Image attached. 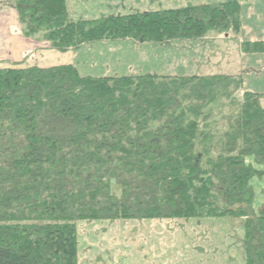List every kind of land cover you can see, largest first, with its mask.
Listing matches in <instances>:
<instances>
[{
	"label": "trees",
	"instance_id": "obj_1",
	"mask_svg": "<svg viewBox=\"0 0 264 264\" xmlns=\"http://www.w3.org/2000/svg\"><path fill=\"white\" fill-rule=\"evenodd\" d=\"M68 1L23 0L25 36L65 54L242 30L236 1L82 21L68 18ZM242 48L261 55L264 41ZM263 97L234 76L0 67V264H78L79 221L225 216L245 221L247 264H264L250 186L264 164Z\"/></svg>",
	"mask_w": 264,
	"mask_h": 264
},
{
	"label": "rangeland",
	"instance_id": "obj_2",
	"mask_svg": "<svg viewBox=\"0 0 264 264\" xmlns=\"http://www.w3.org/2000/svg\"><path fill=\"white\" fill-rule=\"evenodd\" d=\"M143 1L146 3L141 0H69L68 18L72 21L93 20L114 17L112 14H125L131 7L143 5L142 10H146L153 7L152 4L158 7L170 5L167 0ZM232 1L238 2L242 9V30L239 34L232 31L209 32L201 41H176L167 45L131 40L99 42L70 51L76 52L74 55L61 53L57 57L52 54L55 51L50 48V43L43 40L42 35L35 38L25 36L27 29L17 9L23 0H0V57L4 60L3 52L19 48L18 42L24 37L32 45L29 51H41H38L39 56L32 52L26 54V62L30 65L48 66L57 62L56 59L73 57L75 67L85 77L234 76L243 80L244 91L264 95V54H249L242 48L243 41H264V0ZM13 31L19 36L10 38ZM42 44L45 48H42ZM0 67L4 65L0 63ZM261 104L264 107V97ZM222 124L226 126L227 123ZM254 168L257 174L250 182L254 194L252 209L258 213L264 211V164H255ZM244 223L243 218L231 216L188 220L79 221L76 225L77 262L247 264ZM254 232L257 233V230ZM257 235L260 238V234Z\"/></svg>",
	"mask_w": 264,
	"mask_h": 264
},
{
	"label": "crops",
	"instance_id": "obj_3",
	"mask_svg": "<svg viewBox=\"0 0 264 264\" xmlns=\"http://www.w3.org/2000/svg\"><path fill=\"white\" fill-rule=\"evenodd\" d=\"M136 1V0H135ZM139 1V0H137ZM229 1H232V0H167L168 3H170V5H165V6H162L160 5V7H158L157 5H154L152 4L153 7H150L146 10H142V7H131L129 8V11L125 14H112V16H126V15H131V14H140V13H148V12H153V11H158V10H172V9H181V8H186V7H190V6H203V5H206V4H215V5H220V4H223V3H226V2H229ZM69 2V1H68ZM142 3H146L145 1L141 0ZM211 2H214V3H211ZM149 3V2H148ZM151 4V3H149ZM70 7V5H69ZM69 7H68V10H69ZM255 11H259V10H255ZM70 12V10H69ZM111 16V15H110ZM105 18V17H103ZM13 29H15L14 27H12ZM10 32V31H9ZM15 33V34H14ZM12 36L10 35V38L13 37V36H16L18 35L16 32H11ZM19 36V35H18ZM19 44V48H15V49H11L10 50H6V52H3V58L4 60L0 57V63H2V65H4L5 67H12L16 64H21V66H30V67H33V66H37V67H40L38 66L37 64H34V65H30L28 64V62H26V59L28 58V52H32V51H29V47H32V45H30V40L22 37L21 40L18 42ZM35 46L36 48L40 47L39 45H33ZM42 48H45V45H41ZM85 48V46H84ZM39 52H41L39 49L35 50V53H31V54H38L39 56ZM76 52H68L67 54L65 53L66 56L68 55H74ZM53 55H57V57H60V55L62 54H57V52H52ZM26 55V57H25ZM25 57V58H24ZM56 58H53L52 60H54ZM73 57L71 59L69 58H66V59H63V60H59V59H56L57 62H52L50 63L48 66L44 65L42 66L43 67H54V66H61V65H73V66H76V63L74 61H72Z\"/></svg>",
	"mask_w": 264,
	"mask_h": 264
}]
</instances>
